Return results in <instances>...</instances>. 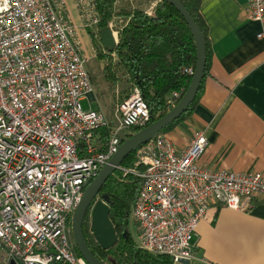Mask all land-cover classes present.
I'll list each match as a JSON object with an SVG mask.
<instances>
[{"label": "built area", "instance_id": "built-area-1", "mask_svg": "<svg viewBox=\"0 0 264 264\" xmlns=\"http://www.w3.org/2000/svg\"><path fill=\"white\" fill-rule=\"evenodd\" d=\"M75 2L83 26L96 27L95 0ZM248 15L263 22L264 0H248ZM87 61L65 0H0V264H88L70 238L75 210L125 131L151 120L139 88L118 105L115 127L85 108L95 93ZM208 145L203 131L181 151L159 134L140 149L142 170H125L143 181L131 211L141 250L193 262L212 208L264 202L263 172L200 166Z\"/></svg>", "mask_w": 264, "mask_h": 264}, {"label": "crops", "instance_id": "crops-1", "mask_svg": "<svg viewBox=\"0 0 264 264\" xmlns=\"http://www.w3.org/2000/svg\"><path fill=\"white\" fill-rule=\"evenodd\" d=\"M65 2L77 32L89 33L75 0ZM200 13L211 68L189 115L165 136L181 151L203 131L209 145L202 168L264 173V21L249 18L248 0H201ZM243 204L239 210L212 208L200 222L192 264H264V202Z\"/></svg>", "mask_w": 264, "mask_h": 264}, {"label": "trees", "instance_id": "trees-1", "mask_svg": "<svg viewBox=\"0 0 264 264\" xmlns=\"http://www.w3.org/2000/svg\"><path fill=\"white\" fill-rule=\"evenodd\" d=\"M181 2L204 33L207 48L206 78L211 68L212 50L207 26L200 13L201 0ZM95 4L100 21L95 28L88 29L93 40L102 44L100 30L107 26H111L119 38L113 52L104 50L100 45L101 52L98 55L104 62L102 80L109 87L119 88L120 103L129 98L135 88H139L151 112L148 124L160 119L182 99L193 78L190 70L195 71L197 64L196 41L185 18L167 0H95ZM203 83L204 80L189 110L160 134L165 135L186 119L202 92ZM175 93L178 94L177 98L174 97ZM142 128L137 126L128 129L123 141ZM109 131L110 128L104 127L100 135L107 138ZM140 149L126 158L122 166L109 177L101 192L111 202L110 218L119 237L117 244L109 250L101 248L93 237L91 225L86 222L88 219L91 221L90 211L84 222L85 238L92 251L110 264H173L165 255L153 256L141 250L130 232L125 234L143 184L140 176L126 173L125 170H142L139 163Z\"/></svg>", "mask_w": 264, "mask_h": 264}, {"label": "water", "instance_id": "water-1", "mask_svg": "<svg viewBox=\"0 0 264 264\" xmlns=\"http://www.w3.org/2000/svg\"><path fill=\"white\" fill-rule=\"evenodd\" d=\"M173 4L185 18L190 27L197 45V64L191 84L179 101L166 115L151 122L137 133L126 138L119 146L118 151L99 171L97 176L87 185L81 202L75 210L72 220V233L75 246L79 254L88 264H110L99 258L90 248L84 234V222L88 211L91 215V229L93 237L104 250L113 248L118 242L116 228L110 218L111 202L108 196L101 195L102 189L109 177L122 166L126 158L139 150L142 146L157 137L164 129L173 124L187 112L195 101L201 84L205 78L207 63V48L204 33L195 21L189 10L181 0H167ZM100 40L105 50L115 51L119 38L111 26L100 30ZM94 99V95H91ZM127 229L125 234H128ZM11 264H14L11 263ZM182 264H192L190 260L182 261Z\"/></svg>", "mask_w": 264, "mask_h": 264}, {"label": "rangeland", "instance_id": "rangeland-1", "mask_svg": "<svg viewBox=\"0 0 264 264\" xmlns=\"http://www.w3.org/2000/svg\"><path fill=\"white\" fill-rule=\"evenodd\" d=\"M147 1L151 2L152 0H147ZM76 32H77V27H76ZM78 32H77V36L79 38L82 50L88 59L87 68L90 72L93 82V88L95 92L93 100L89 98H85L82 103L85 108L101 109L106 114L109 122L111 123V126L115 127L119 124L117 118V107L121 102V97H119L121 93L119 91V88L109 87L108 83L102 80V70L104 67V62L99 58L98 55L101 52L102 44H100L101 45L100 46L99 45L100 42L98 40L94 41L92 35L89 34L88 32H85L84 30H78ZM127 133L128 132L125 131L124 136H126ZM86 222L87 224L91 225V221L89 219ZM128 229L137 245V239H138L137 228L132 216H130ZM71 236H72V231L70 238ZM72 239L73 238H71V240ZM192 240L194 242L195 238H193Z\"/></svg>", "mask_w": 264, "mask_h": 264}, {"label": "flooded vegetation", "instance_id": "flooded-vegetation-1", "mask_svg": "<svg viewBox=\"0 0 264 264\" xmlns=\"http://www.w3.org/2000/svg\"><path fill=\"white\" fill-rule=\"evenodd\" d=\"M83 229H84V226H83ZM84 234H85V229H84ZM71 238H73V239H72V242H73V244L75 245V240H74V235H73V233H72Z\"/></svg>", "mask_w": 264, "mask_h": 264}, {"label": "bare ground", "instance_id": "bare-ground-1", "mask_svg": "<svg viewBox=\"0 0 264 264\" xmlns=\"http://www.w3.org/2000/svg\"><path fill=\"white\" fill-rule=\"evenodd\" d=\"M117 34V33H116ZM118 35V34H117Z\"/></svg>", "mask_w": 264, "mask_h": 264}]
</instances>
